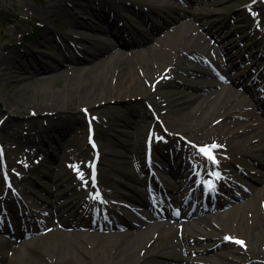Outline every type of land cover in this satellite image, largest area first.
<instances>
[{
  "label": "bare ground",
  "instance_id": "bare-ground-1",
  "mask_svg": "<svg viewBox=\"0 0 264 264\" xmlns=\"http://www.w3.org/2000/svg\"><path fill=\"white\" fill-rule=\"evenodd\" d=\"M62 2L65 3V7L76 6L82 13L90 14L104 23L107 29L99 25L85 26L84 28L88 32L75 34V38L90 45L92 50L61 48L62 52L59 57L54 58L51 62H47L45 58L36 59V56L31 54L19 55V45L12 47L10 42L6 43L8 47L0 54V81L8 83L14 79L12 84L17 89L12 90L10 86L3 90L0 88V102L5 106L11 121L18 113L16 106H20L31 97L36 98V86L50 84L58 78L67 81L60 91L53 92L50 88L44 89L36 102L28 107L32 115L39 113L40 115L37 117L46 116L39 129L40 139L32 144L29 155H34L36 152L42 151L43 148L48 150L47 139L54 145V150L62 152V141H66L69 137L67 126L75 120L76 114H84L85 110H88L82 109V102L93 94L96 95V98L93 101L95 118L91 119L92 122L106 123L108 131H113L116 126L124 125L126 127L129 124L132 126V122L134 129H140L146 123V120L143 119L149 117L147 113L136 109L135 106L132 109L131 107L122 109L118 105L117 107L108 105V102L127 98L130 96V92L139 89V92L145 93V97L151 98L154 107L159 105L166 107L183 99L186 104L199 101L195 110L207 106L203 111L207 108L212 109L213 114L220 111L218 120L211 124L204 139H209V146L213 143L218 146L212 150L222 159H218L219 157L216 158L214 155L215 161L213 162L203 155L204 160L201 164L189 165L188 162H192L194 156L202 153L199 148L196 149L176 140L171 148L172 152H176L174 161L168 162L165 166H158L151 158L145 162L143 171L152 186L161 182L169 191H178L181 195L185 188L189 187L188 184L194 187L193 181L196 176H198L196 180L199 181L211 171L219 172V168H224V165L228 167L237 165L239 175L243 179L238 176L239 180L241 179L240 182H232L234 180L223 178L220 187L221 193H209L198 203L190 204V206L193 205L191 215L195 217L191 222L184 225L171 220L161 229V234L164 235L176 229H179V232L160 247L153 250L146 249L140 255L137 254V248L156 230L157 220L153 219L152 215L145 218L141 213H137L133 206L121 202L119 198H126L141 205L146 204L142 199L145 183L143 171L142 175L140 173L133 176L135 179L133 183L141 186V191L133 185L125 186L119 180L114 179L117 185L113 186L111 190L101 189L100 193H90L88 198L80 200L74 197L78 190L77 181L73 179L68 181L67 178L69 175L67 160L57 156L55 158L57 161L53 164L55 167L51 166V169H46L41 173V176L51 183V196L41 202L45 205H53L59 195H68L66 207L72 205L81 215L87 216L89 209L94 205L101 208L97 213L103 218H106L105 214L114 215L126 226L134 228V235H127L126 232L129 231L109 232L101 238L100 232H89L88 238L91 240L86 239L85 243H96L101 247L113 246L115 248L111 257L105 260L106 264H112L119 258L124 259L130 256L133 257L132 264H202L201 261L211 262L212 259H215L217 264H219L218 262L223 264H264V191L258 186L264 181V128L261 122L264 121V112L260 116L256 114L254 104L258 105L259 97L255 96L256 91L250 86H245L244 92H241L238 89L226 88L217 83L229 81V73L238 71L236 62L231 68L227 67L228 70L225 69L226 63L235 59L233 47L228 48L222 45L215 51L208 47L209 44L202 35L197 32L195 35L194 31H197V27L186 19L195 17V11H188L172 4H163L159 7L160 4L155 5L148 1L146 3L148 8L138 11L140 17H143L142 20L146 27L138 30L137 40L133 37L131 40L135 49L143 48L145 50L142 61H146L150 66L141 73L133 72L132 67H136L138 60H129L124 57L122 52L110 55L109 53L113 49L105 40L104 35L109 34L116 37L119 40L120 48L129 46L130 42L126 40L124 31H118L121 25L116 22L118 19L116 17L123 16V13L129 10L134 11L133 4H136L134 0H110L108 5L103 4L98 9L90 6V0H58L46 8L47 17L53 14L63 15L65 7ZM81 2H85L84 5H81ZM218 4L219 0H215V5ZM149 14L155 15L158 19H152ZM172 27L173 30L170 31ZM94 33L103 35L94 36ZM206 34L208 33L206 32ZM66 63L69 65L66 66ZM116 63L118 64L116 65ZM82 66H87V68L82 69ZM41 75L46 77L43 79L39 77ZM188 75H193V79L188 78ZM25 82H29L34 88L27 89L20 98L12 102L11 98L14 93ZM167 82L177 85L174 86V98L165 95L166 91L162 90L163 85ZM236 87L240 88L238 84ZM180 88L193 90L196 94L189 96ZM77 99L78 107L71 108ZM54 114H70V116L54 118ZM133 117L138 121L131 122L130 118ZM258 121L259 123H257ZM6 129V124L0 127V131L4 133L3 144L12 138ZM129 135L126 129H119L117 132V136L127 137ZM132 136L135 138L133 147L140 149L139 133L135 132ZM120 143L126 147V144L123 145L119 141V145ZM193 143L198 147L202 145L195 141ZM162 146L163 139H157L154 145L157 155L160 154L159 151H162ZM233 150L241 153L242 158L225 155L227 151ZM84 153L88 155L89 150L85 149ZM113 155H116V152H113ZM182 155L184 158L181 157ZM5 158L8 159V156ZM244 159L249 163H244ZM154 165L158 167V170L151 169V166L154 167ZM29 170L30 168L26 165H20L16 169H13L11 165L5 167V172L14 177L22 176L21 173L26 174V171ZM122 171L119 170V172ZM202 186H204L203 183ZM120 189L129 190L132 194L124 193ZM181 200L185 202V199ZM22 203L20 207L17 203L9 205L10 212L16 214L18 212L16 210H25L26 204ZM179 206L182 204L180 203ZM124 210H131L133 213L129 214ZM223 211H225V216L219 215ZM209 213L218 214L216 217L218 225L213 224L215 223L213 219L204 221L198 219L204 216L203 214ZM139 215L140 218H135ZM131 218H134L135 221L132 222ZM188 218L190 217L184 220ZM111 226L120 227V225L114 224ZM208 226L211 228L209 232ZM32 233L27 236L21 235L20 238L23 240L36 236ZM125 234L127 236H124ZM84 235H86L85 231L77 233V236L83 237ZM115 235H117L116 238L106 239ZM73 236L68 235L65 242L75 241ZM225 236L243 241L244 246L236 244L232 240H225ZM31 243H26V247L28 248ZM58 254L59 261L52 264L76 263L68 261L61 253L58 252ZM15 263L13 258L4 262V264ZM83 264L88 263L84 261Z\"/></svg>",
  "mask_w": 264,
  "mask_h": 264
},
{
  "label": "rangeland",
  "instance_id": "rangeland-1",
  "mask_svg": "<svg viewBox=\"0 0 264 264\" xmlns=\"http://www.w3.org/2000/svg\"><path fill=\"white\" fill-rule=\"evenodd\" d=\"M55 1L58 0H0V54L4 52L6 47H8L6 45L7 42H10L12 47H17V45H19V55L31 54L36 56V59L45 58L47 62H51L54 58L59 57L62 52L61 48L68 50L73 48L79 50H92L90 45L74 38L75 34L88 32L84 28L87 25H99L103 28H106V26L101 24L98 19L92 17L90 14L82 13L76 6L70 5L68 6L69 8L65 7V3L63 4V2L62 4L65 7V13H63V15L53 14L50 17H47L46 8L51 6ZM134 1L136 2V4H133L135 8L134 11L129 10L123 13V16L116 17L118 18L116 19V22L120 24L122 23L118 31H124L126 40H129L131 44L126 48L118 49L116 46L119 44L112 35H104L105 40L113 49V51L109 53L110 55L122 52L124 57L129 60L137 59L136 67H132L133 72L141 73L150 66L146 61H142L144 60L143 55L145 50L143 48L138 50L135 49L131 40V37L137 40L138 38L136 37V34L138 30L146 27L142 20L143 17H140L138 11L148 8L146 4L148 1L155 3V5L160 4L159 7L163 4H172L183 7L188 11H195V17L186 18L190 24L197 27V31H194V34L197 32L202 35L207 44H209L208 47L215 51L217 47L222 45L223 47L227 46L228 48L233 47L232 50L234 51V55H236L234 62L238 63L239 68L237 71L238 75L241 76L248 73L250 81H254L253 86L256 89L261 88L255 94V96L261 97V99L257 101L258 105L254 104V110L258 116L264 112V73L261 74L262 70H264V0H255V2L254 0H219L218 5H215V0H196L195 2L194 0ZM84 3L85 2H81L80 4L84 5ZM109 3L110 0H90V6L94 9H98L103 4L108 5ZM155 7L158 8V6ZM149 15L151 18L153 17V19L156 18L153 14ZM33 21L41 23L40 27L42 29L40 30V37L31 38L27 36V34H30V27ZM172 30L173 27L170 28V31ZM118 31L116 30V32ZM206 32L208 34H206ZM93 35L100 36L101 34L94 33ZM2 38L7 39V41H4ZM123 38L121 37V39ZM234 62L233 60L229 61L227 66H231ZM117 64L118 63H116V65ZM68 65L69 64L66 63V66ZM85 67L87 68V66H82V69H85ZM113 70L114 68L112 69V72ZM229 74L230 77H232L233 73ZM39 77L44 79L46 76L41 75ZM187 77L193 79V75H188ZM12 80L14 79H11L8 83L0 81V88L3 90L5 87L10 86L12 90H16L17 88L13 86ZM66 82L65 79L58 78L55 79V82L50 84L36 86V98L31 97L20 106H16V108H18V113L14 116L12 121L8 116L9 113L5 109V106L0 102V127H3L6 124L7 132L12 135V138L3 144L4 133L3 131H0V264H4L6 260L12 258L15 260V264H52L53 262L55 263L59 261L58 252L68 261L76 262L74 264H83L84 261L88 264H106L105 260L108 259V257H111L110 255L115 251L113 246L101 247L96 243H85L86 239H91L88 237L77 236L75 234L73 236L76 239L75 241H72V243L65 242V238L68 235L66 232H63L65 229L63 228L62 223L60 221L55 222L54 218L48 217H50L52 209H54L53 213L59 214L61 204L62 202H66L68 195H59L57 201L53 205H50L52 208L41 202L51 196V183L44 179L41 176V173L45 172V170L49 169L51 166L55 167L53 164L57 161L55 160L57 156L58 158L60 157L67 160V163L69 164L71 174L69 173L67 177L68 181H70L69 179L72 178L74 172L76 175H80V172L87 173L89 161L92 156V152L86 141L87 124H89V122L94 126L96 139L100 148V173L98 177L100 186L103 189L111 190L113 186L117 185V182L114 181L115 179L119 180L122 185H133L140 189L141 186H137L133 183V181H135L133 176L140 173V175H142L143 166L149 158H152L158 166H165L166 162L174 161V154L171 147L176 140L192 147L197 146L193 143L194 141L196 143H202V145H200L201 147L209 146V139L204 138L209 132L211 124L216 122L220 115V111L213 114L212 109L210 108L203 111L207 106L200 110H195V106L197 105V102H199L197 100L191 104H186L185 100L181 99L179 100L180 102L173 103L166 107L160 105L154 107L151 98L145 97L144 92H139V89H136L135 92L131 90L132 92H130L129 97L122 98L118 101H110L108 102V105L116 107L118 105V107L122 109L125 107H131L132 109L135 106L136 109H140L149 115V117L143 119L146 120L145 125L138 130L134 129L132 121H138V119L133 117L130 118L132 126L131 124L126 127L124 125L121 127L116 126L113 131H108L106 123H102L101 121H91L92 118H95L93 101L96 98V95L93 94L82 102V109L84 108L88 110H86L84 114H76L77 117L75 120L67 126L69 137L66 141H62V152L54 150V145H52V143L46 138L49 149L47 150L43 148L42 151H38L34 155H29L31 153L32 144L40 139L39 129L42 127V121L44 122L43 118L46 116L37 117L40 115L37 113L38 115L35 114V117V115H32V112L29 111L28 107L36 102V100L42 95L44 89L50 88L51 91L57 92L64 87ZM217 83L224 85L226 88L238 89L239 91L244 92L243 88H237L232 81H220ZM163 86L162 90L166 91L165 95L174 98V86L177 85L173 82H167ZM30 88H34L32 84H29V82L23 83L22 87H18V90L14 93L11 101L15 102L14 100L20 98L22 94ZM180 90L185 91L189 96L196 94L195 91L187 90L186 88H180ZM9 95H11V92H9ZM155 100L157 102L156 98ZM75 107H78V99L71 106L73 109ZM57 116H65L64 118H67L70 114H54V118ZM261 122L262 127L264 128V121ZM257 123H259V121ZM206 124H208V126H206ZM151 128L155 131L157 139H163L164 145L161 148L162 151L158 150L160 154L157 155L155 149L153 150L152 148L150 157H148L149 154H147L144 149V138L146 132ZM119 129H126L130 135L127 137L117 136ZM135 132L136 134L139 133L140 149L138 147H136L137 149L133 147L135 138L132 135ZM190 138L194 141L192 142ZM119 141H121L123 145L126 144V147H123L121 143L119 145ZM85 149L90 151L88 155L84 153ZM130 150L132 151L131 153ZM170 150L172 153H168ZM211 151L213 156L216 155V158L219 157L218 154H215L214 150ZM113 152H116V155H113ZM225 155L242 158L241 153L234 150L227 151ZM5 156H8L9 160L5 158ZM218 159L222 158L219 157ZM243 162L249 163L246 159H244ZM7 165H11L13 169L18 168L20 165H26L30 170L26 171V174L21 173L23 174L22 176L19 175L14 177L10 174L7 176L3 172ZM234 166L232 165V167H228L227 165H224V168L220 167V173L218 172L220 177L222 174H225L227 178L234 180L232 182H240L243 178L240 177V173L237 170L239 167L237 165ZM239 166L243 167L241 165ZM252 166H254V164ZM151 169L158 170V167L154 165V167L151 166ZM119 170L123 171L119 172ZM237 176L241 179L239 180V177ZM210 177H212V175ZM143 178L145 180L144 188L146 189V192L143 193L142 199L149 201V194L151 192H156V189L159 188L152 187L151 189L146 174H144ZM85 180H87V183H81V186L78 185L79 189L74 195L75 198L80 200L87 198L91 191L94 192V189L89 184L88 176ZM210 180L212 184L216 186V184L213 183V179ZM258 186L264 191V181L260 183V185L258 184ZM120 190L129 195L132 194L129 190V192L125 189ZM215 190L218 191L217 188ZM119 199L123 203L135 206L143 215H148L147 210H145L143 206L131 202L126 198ZM153 199L158 201L155 205L156 208L159 207L160 200L162 201L161 203L166 205L159 193H155ZM22 201L26 204V209L16 210L18 211L16 214L11 213V207H9V205L12 206L17 203L20 207ZM93 208L94 207L91 209ZM124 211L126 212V210ZM128 212L129 214L133 213L131 210H128ZM187 212L181 213L180 215L187 214ZM173 213L175 214V212ZM217 215L218 214L209 213L206 217H210L217 221ZM219 215L225 216V211L221 212ZM77 217L79 221L78 224H81L80 222H83L84 217L78 216V214H75L74 209H71L69 212H65L62 216V220L64 219L71 223L75 221ZM116 218L117 217L115 216H109L107 222L118 221V224L122 226V230L126 232L127 230L124 228L125 226L123 222ZM6 219H8V222L5 221ZM38 219L47 221L48 228H46L45 234L30 238L24 242L19 241L17 238L19 236L18 234H26L30 231H25L16 227L24 222L25 226L28 227V223L31 221L37 225L36 221ZM90 220L93 222L92 224L101 225L102 223H107L101 219V217L95 215L94 212H90ZM213 224L218 225V221ZM42 227H39L37 232L42 231ZM207 229L208 232L211 230L209 226ZM76 230L80 231L81 229L76 228ZM178 232L179 230H174L162 235L161 230L154 231L138 246L137 254H142L146 249L153 250L154 248L160 247ZM12 235L14 238L11 237ZM27 241L33 242L28 248L23 244ZM76 241L77 243L75 244ZM75 258L78 259L76 260ZM211 262L201 261L202 264H217L215 259H212ZM116 263L132 264L133 257L130 256L124 259L119 258L112 264ZM218 263L223 264L222 262Z\"/></svg>",
  "mask_w": 264,
  "mask_h": 264
},
{
  "label": "snow or ice",
  "instance_id": "snow-or-ice-1",
  "mask_svg": "<svg viewBox=\"0 0 264 264\" xmlns=\"http://www.w3.org/2000/svg\"><path fill=\"white\" fill-rule=\"evenodd\" d=\"M254 2H255V0H254ZM157 83H158V82H157ZM153 87H155V86L153 85ZM85 111H86V110H85ZM93 119H94V118H93ZM89 140H90V142H91V136L89 137ZM93 147H95V145H93ZM217 147H218V146H217L215 143H213V144L210 145V146H205V147H201V148H199V151H200L204 156H206L209 160H212V161L214 162V161H215V157L213 156L211 150H212V149H215V148H217ZM93 169H94V165H93ZM78 178L83 179V178H84V173H83V172H80V175H79ZM92 179H93V181H95V171H93ZM84 182L87 183V180H85ZM93 186H95V185H93ZM224 239H225V240H232L234 243L239 244V245H241V246H244V242L241 241V240L234 239V238H231V237H228V236H225Z\"/></svg>",
  "mask_w": 264,
  "mask_h": 264
},
{
  "label": "trees",
  "instance_id": "trees-1",
  "mask_svg": "<svg viewBox=\"0 0 264 264\" xmlns=\"http://www.w3.org/2000/svg\"><path fill=\"white\" fill-rule=\"evenodd\" d=\"M35 35H37L38 33H37V31H35V33H34Z\"/></svg>",
  "mask_w": 264,
  "mask_h": 264
}]
</instances>
